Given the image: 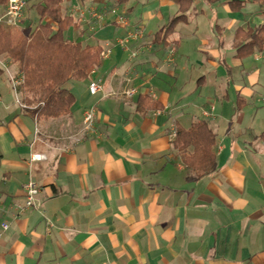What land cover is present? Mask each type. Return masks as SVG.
Segmentation results:
<instances>
[{
	"label": "crops",
	"instance_id": "obj_1",
	"mask_svg": "<svg viewBox=\"0 0 264 264\" xmlns=\"http://www.w3.org/2000/svg\"><path fill=\"white\" fill-rule=\"evenodd\" d=\"M73 1L66 7L70 15ZM157 3L176 6L167 0ZM248 6L252 8L243 13L226 7L244 24L233 21L227 28L234 30L233 39L238 28L264 23L260 4ZM157 16L165 21L161 12L149 13L133 28L146 29ZM88 22L80 20L82 27ZM109 22L104 26L112 24L118 33H103L100 39L92 34L88 42L94 43L83 42L101 46L103 61L87 80L68 83L76 101L66 118L39 122L29 116L11 84L15 68L0 60L5 71L0 77V264H264V144L259 140L264 131L254 142L241 141L230 128L218 137L225 120L222 111L202 105L198 116L197 108L167 91L165 79L177 80L182 40H177L174 62L167 63L169 51L155 50L147 41L148 31L128 52L117 44L128 30ZM217 31L222 48L225 28L218 26ZM158 54L163 67H150ZM206 55L207 63L218 67L219 61L228 68L219 50ZM263 55L259 52V59ZM258 77L249 76L251 87ZM91 81H101L103 92L90 95ZM206 83L205 76L199 78L196 90ZM237 89L240 112L254 91ZM129 90L136 91L133 98L126 97ZM140 96H150L164 110L160 115L139 111ZM240 100L245 101L242 109ZM89 109L96 110L95 124L85 130ZM212 109L213 115L205 118L204 112ZM202 120L216 135L218 171L189 183L173 148V132L177 124L190 128ZM36 155L43 160L33 161ZM29 181L41 188V208L21 214L18 206L25 202L23 186Z\"/></svg>",
	"mask_w": 264,
	"mask_h": 264
},
{
	"label": "trees",
	"instance_id": "obj_2",
	"mask_svg": "<svg viewBox=\"0 0 264 264\" xmlns=\"http://www.w3.org/2000/svg\"><path fill=\"white\" fill-rule=\"evenodd\" d=\"M70 0H43L35 5L38 24L12 29L0 24V60L9 62L17 75L25 77L17 93L21 95L24 111L33 119L44 122L68 117L75 104V95L67 88L70 82H82L91 72L101 66L104 49L101 46L84 45L81 41H70L65 33L71 29L79 31L82 24L67 11ZM132 0H104L105 9L126 6ZM178 7L177 15L154 36V49L168 51L179 41L171 40L180 24L188 22L195 11L196 0H167ZM215 7L224 0H202ZM259 3L264 14V0H230L231 12L243 13L249 4ZM8 0H0L7 8ZM109 9V8H107ZM233 48L236 58L244 60L258 52H264V23L255 27L238 28L234 34ZM5 71L0 66V77ZM17 77V76H16ZM244 100L238 108L244 107ZM139 111L164 110L150 96H140ZM259 140L264 144V132ZM172 144L182 158L186 181L199 183L218 171L217 139L206 120L184 128L177 124Z\"/></svg>",
	"mask_w": 264,
	"mask_h": 264
},
{
	"label": "rangeland",
	"instance_id": "obj_3",
	"mask_svg": "<svg viewBox=\"0 0 264 264\" xmlns=\"http://www.w3.org/2000/svg\"><path fill=\"white\" fill-rule=\"evenodd\" d=\"M27 1L28 4L25 13L27 11L28 21L23 20V24L19 27H10L6 24H2L4 27L21 29L23 26L28 24L33 26L38 24L39 20L34 6L43 0ZM228 1L229 0H224L221 4L215 7L208 6L202 0L195 1L196 9L195 11H192L188 22L180 24L175 35L171 37V40L173 41L182 40L179 49L180 55L182 57L180 63L175 68L178 69V75L175 77L177 82L175 79L167 77L165 79L168 84L166 87H168L167 91H172L173 97L178 96V99L183 97V101H186L185 103L189 102L195 108H197L196 112L198 116L200 113L199 108L202 105L216 107L217 114H220L222 111L223 115H225V120L219 124L221 133L218 135V137L223 136L225 130L230 128L237 132V137L241 141L247 140L254 142V136L264 131V102H262L264 99V55L262 59H259L260 56H258L259 52L257 51L245 61H239L235 58V50L232 47V35L234 30H228L227 28L230 27L233 21L235 22V25L238 26H243L244 24L238 23V21H240V16L231 13L227 9ZM157 2L158 0H132L126 6L120 7L118 9V14H125L131 22V27L133 30L131 28L129 30L134 32H142L143 37L146 31L149 32V34H147L149 35L147 36V41L150 43H154V38L151 35H153L157 30L162 29L177 15L176 6L160 7ZM88 3L89 4H86L82 0H75L70 3V5L72 9L81 8L82 10H87L92 6L97 8L103 6V4L98 5L96 0H89ZM68 6L69 3L66 4V7ZM127 7L132 9L129 14L124 12ZM250 8L252 7L248 6L246 11L250 10ZM2 10L3 9L0 6V12ZM159 12L165 16V21L164 19H161L157 16L149 22V24L146 26V29H144L143 26L140 28H133V23L141 21L144 23V20L148 19L149 13L155 14L156 16L159 14ZM74 16L76 19L79 18L78 13H74ZM112 19H115L113 14L108 15L106 18V20H109L110 22ZM85 21H89L87 23L88 25H84L79 31H75L73 29L69 30L65 33V38L71 41L94 43V41L88 42V37L92 34L94 37L100 39L99 36L103 33H106V36L109 37L115 35V33H118L119 31V29L112 24L110 26H104L106 25L105 21L99 22L92 19ZM260 21L263 23L264 17L260 18ZM218 26L225 28V32L220 35L223 37L224 42V46L222 48L219 46L217 39ZM125 36L126 34L123 37ZM215 49L220 51L222 54V59L226 60V65L228 68H226L219 61L218 67L206 62V56H208L206 53H208L209 50ZM130 50L131 45L129 51ZM260 54L262 55L264 52H260ZM160 58V54L157 55V60H152L151 58L148 65L152 68L153 66L163 67L162 63L158 62ZM200 63H203V65ZM252 74L259 76L257 84L253 87L249 85L251 83L249 76ZM16 76L23 79L21 85L25 83V77L23 75L19 76L16 74L14 77ZM202 76H205L207 83L201 86L199 90H196V83L198 85V79ZM191 79L192 82L190 83ZM244 86L253 90L254 92L250 98L248 97L250 102L249 106L244 108L242 111L237 112V88ZM19 97L22 102L20 94ZM173 97L172 99H174ZM186 121L188 122V120ZM180 159L182 162V158Z\"/></svg>",
	"mask_w": 264,
	"mask_h": 264
},
{
	"label": "built area",
	"instance_id": "obj_4",
	"mask_svg": "<svg viewBox=\"0 0 264 264\" xmlns=\"http://www.w3.org/2000/svg\"><path fill=\"white\" fill-rule=\"evenodd\" d=\"M28 1L27 0H8L7 8L5 10V13L0 17V24H6L10 27H19L23 24V20L25 17V10L27 7ZM74 13L79 14V19L83 21L89 19L104 22L106 21V18L108 15L113 14L115 16L114 22L122 27L127 29L126 36L123 38L118 39L117 44L119 47H121L125 51H129L130 45H132L135 42L140 41L143 38L142 32H134L132 30H129L131 27V22L127 18L125 14H118V9H110L105 10L103 8H97V7H91L87 10H82L81 8H74L71 10V15L74 16ZM88 17V18H87ZM176 47L173 46L169 50V54L167 57V63H172L175 60L176 56ZM110 52H108L109 54ZM107 55V54H106ZM137 56V53H132V58H135ZM23 82V79L19 77H12L11 78V84L13 89L17 92L18 87ZM104 87L103 83L101 81H91L89 84V93L92 96H96L103 92ZM127 98H133L136 95L135 90H129L126 92ZM154 97L155 95L152 94ZM24 108V106H22ZM214 109L211 111H205L204 117L209 118L213 115ZM157 115H160L161 112H156ZM95 118H96V110L95 109H89L84 114V121H83V129L88 130L93 128L95 124ZM175 134V131L173 132V135ZM43 156H33V161H42ZM23 191L25 193V202L18 206V211L22 214L30 209H40L41 205L37 203V197L40 194L41 188L40 186L33 182L29 181L23 186ZM49 227H53V225L50 223ZM4 229H8V225L4 226Z\"/></svg>",
	"mask_w": 264,
	"mask_h": 264
}]
</instances>
